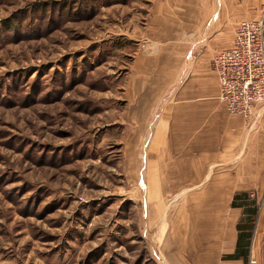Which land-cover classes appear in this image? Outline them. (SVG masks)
<instances>
[{
  "label": "rangeland",
  "instance_id": "1",
  "mask_svg": "<svg viewBox=\"0 0 264 264\" xmlns=\"http://www.w3.org/2000/svg\"><path fill=\"white\" fill-rule=\"evenodd\" d=\"M162 9L0 0V264H158L144 211L153 46L174 47L179 83L191 59L171 23L153 20Z\"/></svg>",
  "mask_w": 264,
  "mask_h": 264
},
{
  "label": "crops",
  "instance_id": "2",
  "mask_svg": "<svg viewBox=\"0 0 264 264\" xmlns=\"http://www.w3.org/2000/svg\"><path fill=\"white\" fill-rule=\"evenodd\" d=\"M157 4L163 9L153 20L171 23L170 36L185 39L191 59L186 63L190 72L179 83L183 65L168 71L175 60L167 54L174 47L153 46L162 77L154 97L158 104L145 116V125L153 126L144 177L153 179L144 211L154 220L149 226L156 229L155 260L246 264L231 259L244 216L232 203L237 193L249 192L260 204L250 256L264 264V107H257L250 121L230 114L219 101L213 68L216 54L231 47L238 25L259 17L264 0Z\"/></svg>",
  "mask_w": 264,
  "mask_h": 264
},
{
  "label": "built area",
  "instance_id": "3",
  "mask_svg": "<svg viewBox=\"0 0 264 264\" xmlns=\"http://www.w3.org/2000/svg\"><path fill=\"white\" fill-rule=\"evenodd\" d=\"M213 68L219 85V101L227 111L247 121L257 107H264V12L236 29L230 48L218 52ZM247 264H259L250 256Z\"/></svg>",
  "mask_w": 264,
  "mask_h": 264
},
{
  "label": "trees",
  "instance_id": "4",
  "mask_svg": "<svg viewBox=\"0 0 264 264\" xmlns=\"http://www.w3.org/2000/svg\"><path fill=\"white\" fill-rule=\"evenodd\" d=\"M232 206L234 208H242L244 216L238 225L237 251L231 259L244 260L247 264L250 256L252 239L260 214V205L257 200L252 199L251 193L241 192L235 195Z\"/></svg>",
  "mask_w": 264,
  "mask_h": 264
}]
</instances>
